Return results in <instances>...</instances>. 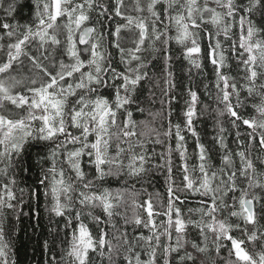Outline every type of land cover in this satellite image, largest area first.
<instances>
[{
	"label": "snow or ice",
	"instance_id": "snow-or-ice-1",
	"mask_svg": "<svg viewBox=\"0 0 264 264\" xmlns=\"http://www.w3.org/2000/svg\"><path fill=\"white\" fill-rule=\"evenodd\" d=\"M25 7L29 10L26 18L22 15ZM0 12V212L16 209L18 178L23 182L37 169L34 184L29 186L31 194L38 197L43 188L50 211L63 217L65 228L71 229L67 248L59 259L52 256L46 264H92L90 253L106 258L108 264H204L200 255L214 250L220 257L222 248L229 254L225 264H264V0H0ZM93 12L101 25L99 31L85 26ZM116 18L124 23H117L114 32L108 33L115 37L109 43L119 50L123 69L113 66L104 46L103 25ZM208 24L214 32L204 27ZM171 29L174 36L169 34ZM201 32L209 36L207 55L213 66L216 99L223 105L216 109L217 115L234 118L230 122L236 128L240 127L237 121H242L250 129L247 140L237 131L238 150H229L223 136L226 129L217 120L219 132L214 139L223 153L220 166L214 168L194 127L199 97L189 87L182 110L183 129L169 119L162 133L171 138L174 130L175 149L169 145L167 156L160 154L164 164L154 165L166 166L171 179V154L178 153L184 173L181 186L169 185L162 213H154L149 199L146 220L139 215L124 218V225H142L149 232L130 237L126 228L116 229L113 219L122 216L116 209L125 193L103 187V182L107 177H140L155 154L146 145L162 143L159 130L151 129L154 140L146 138L136 129L138 123L147 122L133 120L131 105L145 112L139 106L144 85L150 80L149 59L144 53H167L174 40L184 46V58L199 69ZM125 40L132 46L126 47ZM224 41L230 42L228 49ZM30 46H35L38 55L30 54ZM229 51L236 61L235 76L230 74ZM22 57L30 64L27 75L21 74ZM170 59L165 54L166 66ZM164 82L168 99L161 104L169 105L171 117L176 99L170 95L176 88L171 71ZM104 90H110L109 94ZM247 107H251V115L238 114V109ZM148 115L154 122L159 113ZM183 130L196 139L199 163L191 169ZM234 157L239 158V166ZM85 163L95 170L92 179H88ZM190 196L200 198L197 207L188 208L199 219L185 218L178 206ZM154 215L166 219L157 224ZM85 216L98 227L103 224L114 229L112 239L104 228L98 238L94 236ZM10 254L0 217V264H15Z\"/></svg>",
	"mask_w": 264,
	"mask_h": 264
},
{
	"label": "trees",
	"instance_id": "trees-1",
	"mask_svg": "<svg viewBox=\"0 0 264 264\" xmlns=\"http://www.w3.org/2000/svg\"><path fill=\"white\" fill-rule=\"evenodd\" d=\"M28 3L29 0H24ZM131 0H126V3H130ZM29 10L27 7L23 10V17L28 16ZM135 15V13H132ZM0 12V16H2ZM24 22V19H21ZM257 22L259 20L257 18ZM117 23H124L123 20L116 18L115 21L105 23L103 25V31L105 32L104 46L108 52L111 53L113 66L118 69H123V65L120 64L119 50L116 49L109 41L114 40V36H109V32H114ZM86 25H92L97 29L101 30V25L96 23V13L91 14L90 21L86 22ZM210 32H214L215 29L212 25H205ZM238 31V29H234ZM170 35H175V30H170ZM122 35L127 36V33L122 31ZM61 40L64 36L59 37ZM215 39H212V43H215ZM223 41V37H220ZM201 54L199 56L201 62V68L197 69L192 66L187 59L184 58V46L177 44L174 40L167 46L168 52H156V53H144L149 59V77L150 80L145 83L142 93L139 97V106L145 109L142 114L137 111V105H131V110L133 111V120L146 121L147 124L137 125V132H143L145 137H151L155 139V135L151 132L152 128L160 131L161 144L149 143L146 145L149 153L151 154L154 150V155H152V160L146 165L148 171L142 174L140 177H128L127 175L122 176L119 180L114 177H107L103 182V187H109L112 190L124 191V200L120 203V206L116 209L117 212L121 213L122 216H114L113 219L116 224V229L126 230L129 236L143 233L148 235V229L139 226L134 228L133 224L124 225V218L131 220L134 215H139L142 219H147V212L145 211V202L151 199L153 204L154 213L163 212L166 210L167 200H168V187L170 184L175 186H181L183 180V171L181 170L178 153L172 152V173L171 179H169V173L166 166L155 167L154 165L164 164V160L160 159V154L164 153L167 156L168 146L171 145L175 149L176 139L175 132L173 130V136L171 138H165L162 133L167 130L168 121L171 119L173 124L180 123L183 129L184 119L182 115V110L185 109L184 101L188 98L187 92L188 88L191 87L192 90L197 91L199 101L196 106L197 116L194 117V127L199 134L200 142L205 146L208 155L210 157V163L214 168H217L221 164V155L223 149L220 148L217 141L214 139L218 135L219 129L217 126V120L226 131L223 133L225 142L228 149L235 152L238 150V142L236 140V132L241 133V139L247 140L246 132L250 131L247 126L242 125V121H237L240 125L239 128L233 127L231 120L234 118L229 117L227 114L223 116H218L216 109H223V105L219 104L216 99V88H215V77L213 75V66L208 58V44L209 36L205 32H201L199 39ZM225 49L229 48L230 42L224 41ZM125 46L131 47L132 45L125 40ZM190 46V45H189ZM78 47H80L78 45ZM157 48L161 45L157 43ZM45 48H49L48 45ZM83 48V47H80ZM49 50H51L49 48ZM31 55H38L35 51V46H30L29 48ZM43 52L44 50L41 49ZM45 55L48 53L45 52ZM165 54L170 55L171 59L168 61L166 66L164 56ZM229 55V63L231 65V75H237L236 72V61L231 57L230 51L227 53ZM65 59L64 57H61ZM24 60V68L21 70L22 75L28 74V67L30 64L26 57H22ZM67 62V61H66ZM47 63V61H45ZM171 71L173 73V82L176 84V88L172 89L170 95H174L176 99L171 104L172 116L168 117L169 105L167 103L161 104L162 100H167L168 98L164 96V90L167 85L165 84V79H167V72ZM207 85V87H205ZM105 94L108 95L110 90H104ZM154 93V95H153ZM245 95L242 93V97ZM155 101V102H153ZM11 107V106H10ZM238 114L242 117L247 118L252 114L251 107L238 109ZM149 112L159 113L153 122L152 117L148 115ZM122 119V117H119ZM182 134L185 136V143L187 147L188 165L191 169L193 166L199 163L198 161V149L196 148V139L187 130H183ZM115 143L116 140L113 139V147L111 153L115 154ZM258 144L252 150V155L255 156L258 151ZM33 162L35 163V152L33 149ZM124 162L127 163V154L125 153ZM235 163L239 166V158L234 157ZM85 171L89 173L88 179H92L95 175V170L90 169L87 164L84 165ZM36 171L34 169L33 174L26 177L23 182L18 178V184L15 189L17 201L16 209L14 210H4L0 212V217L3 218V227L5 230V239L10 245L11 254L10 259L15 260V264H46V262L51 261L52 256L59 259L61 252L67 248V239L70 235L71 229L65 228V219L63 217L55 216L51 211V203L49 199H46L43 195V188L40 189V195L37 197L31 194L30 185L34 184L36 178ZM199 175V173H195ZM124 181H127L125 184ZM101 182L97 181V184ZM23 188L24 191L21 193L20 189ZM198 196H190L186 203L178 205L181 207L182 215L187 218L190 215L193 219H199L198 214H191L188 212L189 207H197L199 202ZM135 200V204L133 203ZM14 201L13 203H17ZM137 205H142V207H137ZM96 214L100 215L102 220L106 219L100 209L94 210ZM84 222L88 224L90 231L94 236L98 238L100 228H104L108 232V239H112L115 234V230L106 226L100 225L99 227L95 222L91 220L90 217H83ZM154 219L157 224L166 217L163 215L155 216ZM191 231V229L189 230ZM195 236V233H192ZM45 242H47V248H45ZM115 243V241H113ZM211 247V245H210ZM249 250H253V246L249 245ZM107 249H105V252ZM189 251L191 249L189 248ZM200 255V254H198ZM92 259V264H108L106 258L101 259V257L96 253H90ZM222 257L223 259H220ZM220 257L216 256L214 250L209 254L200 255V259L204 261V264H212V260H216V264H225V261L229 259V254L227 248H222L220 251ZM232 259H235L232 257ZM123 264V261H120Z\"/></svg>",
	"mask_w": 264,
	"mask_h": 264
},
{
	"label": "water",
	"instance_id": "water-1",
	"mask_svg": "<svg viewBox=\"0 0 264 264\" xmlns=\"http://www.w3.org/2000/svg\"><path fill=\"white\" fill-rule=\"evenodd\" d=\"M85 26H90V27H93L92 25H85ZM80 47H84L83 45H79Z\"/></svg>",
	"mask_w": 264,
	"mask_h": 264
},
{
	"label": "bare ground",
	"instance_id": "bare-ground-1",
	"mask_svg": "<svg viewBox=\"0 0 264 264\" xmlns=\"http://www.w3.org/2000/svg\"><path fill=\"white\" fill-rule=\"evenodd\" d=\"M83 27V26H82Z\"/></svg>",
	"mask_w": 264,
	"mask_h": 264
}]
</instances>
